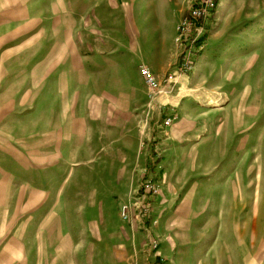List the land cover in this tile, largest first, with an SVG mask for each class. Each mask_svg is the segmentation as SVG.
I'll use <instances>...</instances> for the list:
<instances>
[{
    "label": "rangeland",
    "instance_id": "374dc122",
    "mask_svg": "<svg viewBox=\"0 0 264 264\" xmlns=\"http://www.w3.org/2000/svg\"><path fill=\"white\" fill-rule=\"evenodd\" d=\"M227 1L152 101L120 62L54 48L70 0H0V264H264V0Z\"/></svg>",
    "mask_w": 264,
    "mask_h": 264
},
{
    "label": "crops",
    "instance_id": "0c3cea01",
    "mask_svg": "<svg viewBox=\"0 0 264 264\" xmlns=\"http://www.w3.org/2000/svg\"><path fill=\"white\" fill-rule=\"evenodd\" d=\"M70 1L77 7L68 14L69 28L60 32L58 44L54 37V48H75L77 54H90L85 56L91 60L95 59L94 55L101 61L120 62L117 67L120 68L121 86L132 84L135 78L142 80L139 75L142 66L163 77L174 62L178 26L190 0ZM239 2L244 3L243 0H228L227 4ZM222 6L220 3L219 8ZM171 101L172 104H166L163 111L171 112L179 119V97L173 96ZM186 108L184 103L182 112Z\"/></svg>",
    "mask_w": 264,
    "mask_h": 264
},
{
    "label": "built area",
    "instance_id": "2783aa9c",
    "mask_svg": "<svg viewBox=\"0 0 264 264\" xmlns=\"http://www.w3.org/2000/svg\"><path fill=\"white\" fill-rule=\"evenodd\" d=\"M221 0H190V6L185 18L180 22L178 26L177 43L180 48H183L181 52V61L176 62L171 69L170 73L163 80H159L155 74L147 67L142 66L139 70V75L149 91V98L153 101L156 100L159 95L170 94L172 91L171 85L176 84V80L181 74H188L194 69L195 58L199 51L204 48V38L207 34V27L210 20H213L217 14ZM150 100V101H151ZM165 108V107H164ZM164 114V125L170 126L176 120L177 116L173 113H167L160 108ZM157 189L150 184H144L140 190V198L142 202H146L149 194H156ZM136 207L133 217L143 227L148 221H146L147 209L145 206L140 207L139 210ZM121 218L124 221H130L131 208L128 205L121 207ZM152 248H156L157 244L154 240H150Z\"/></svg>",
    "mask_w": 264,
    "mask_h": 264
}]
</instances>
